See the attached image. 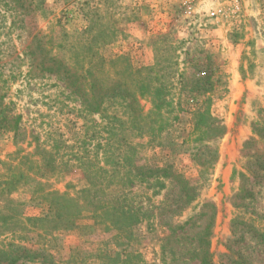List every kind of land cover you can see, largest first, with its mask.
<instances>
[{
    "label": "rangeland",
    "instance_id": "1",
    "mask_svg": "<svg viewBox=\"0 0 264 264\" xmlns=\"http://www.w3.org/2000/svg\"><path fill=\"white\" fill-rule=\"evenodd\" d=\"M33 7L20 9L12 0H0V182L7 176L2 162L21 150L19 155L32 153V158L47 150L55 160L52 173L30 174L26 184L1 197L19 204L24 215L39 216L46 210L31 199L35 184L70 195L86 187L85 174L95 168L94 162L103 164L107 134L99 114L84 109L61 71L41 68L42 46L67 59L68 44L83 37L105 58L125 54L135 67L151 65L172 51V115L179 116L174 134L185 136L189 130L188 112L198 98L182 91L178 75L185 82L205 72L212 76L210 112L225 131L216 142L215 164L199 181L190 154L197 143L180 146V137L178 145L161 148L139 140V162L171 164L191 184L198 182L199 194L184 203L172 183L162 189L148 183L125 187L149 210L132 228L126 247L117 245L122 240L117 231L93 225L83 213L49 232L25 231L18 223L6 230L0 224V249L15 244L31 255L44 248L57 264L74 253L78 264H104L103 253L114 256L122 248L136 256L126 264H202L204 250L207 264H264V178L252 187L253 196L246 197L240 193L239 176L242 144L251 135V123L264 115V0H43L41 9ZM157 46L164 50L157 51ZM140 104L145 112L151 107L146 98ZM25 163L38 172L35 163ZM47 260L27 257L15 264Z\"/></svg>",
    "mask_w": 264,
    "mask_h": 264
},
{
    "label": "trees",
    "instance_id": "2",
    "mask_svg": "<svg viewBox=\"0 0 264 264\" xmlns=\"http://www.w3.org/2000/svg\"><path fill=\"white\" fill-rule=\"evenodd\" d=\"M12 1L16 7L30 11L32 6V11L43 7V0ZM64 45L60 44V47ZM68 46L67 59L59 58L57 54L51 53V48L47 50L42 46L41 68L50 73L61 71L66 86L81 98L84 109L99 114L104 121L101 127L107 134L102 146L103 164L94 162L95 168L85 174L88 185L75 195L66 191L44 189L42 184L36 187L35 184L29 190L31 199L43 205L46 210L39 216H27L19 209V204L8 198L1 200V197L26 184L30 174L43 177V172L52 173L55 160L47 150L40 152V158H32V153L19 155L23 150H18L20 152L15 153L16 156L11 160L2 162L7 176L0 182V224L6 230H9L12 223H18L25 231L40 229L49 232L62 228L66 219L87 213L93 219V225L102 224L108 230L117 231L116 236L122 239L117 245L126 247L133 238L132 228L149 210H144L125 187L148 183L153 188L162 189L172 183L178 187L184 203L195 200L199 194L198 182L191 184L171 164L139 162L137 148L142 144L140 139H146L144 143L147 146L161 148L178 145L176 141L180 137V146L189 142L197 143L190 154L198 167V181L215 164L218 157L216 142L222 137L225 126L210 112L212 76L205 72L201 76L187 77L184 82V77L178 75L179 85H184L182 91L193 97L197 95L198 98L195 99L193 110L188 112L189 130L185 136L174 134L173 124L179 118L178 114L172 115L175 109L171 97L172 78L176 71L174 52L171 51L164 58H157L151 65L135 67L125 54L105 58L98 46L85 43L83 37ZM166 47L167 51L172 48L170 44ZM155 49L160 51L164 47L157 46ZM208 62L209 60L206 65H209ZM145 98L151 103L146 112L140 104ZM19 119V116L15 118L12 125L14 129ZM240 157L243 170L239 173L240 193L252 197V187L264 178V115L251 123V135L243 142ZM29 160L38 166V172H32L30 164L25 167V161ZM211 216L210 223L204 228V235L209 233ZM261 238L264 239V234H261ZM45 250L39 248L35 254L29 255L21 246L10 244L7 249H0V262L15 264L23 258L42 256L46 259L48 257V260L47 263L43 261L40 264H57ZM74 254L61 264H78V258ZM103 255L104 264H126L133 256L136 257L123 248L115 252L114 256L108 252ZM206 256L207 250H204L200 263L207 264Z\"/></svg>",
    "mask_w": 264,
    "mask_h": 264
}]
</instances>
